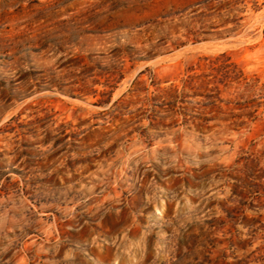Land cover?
Segmentation results:
<instances>
[{"label":"rangeland","instance_id":"374dc122","mask_svg":"<svg viewBox=\"0 0 264 264\" xmlns=\"http://www.w3.org/2000/svg\"><path fill=\"white\" fill-rule=\"evenodd\" d=\"M0 264H264V0H0Z\"/></svg>","mask_w":264,"mask_h":264}]
</instances>
